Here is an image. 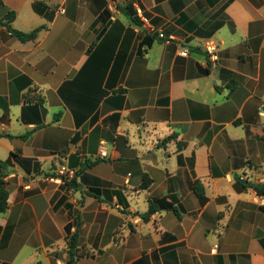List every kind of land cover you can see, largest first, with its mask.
<instances>
[{
    "label": "crops",
    "instance_id": "1",
    "mask_svg": "<svg viewBox=\"0 0 264 264\" xmlns=\"http://www.w3.org/2000/svg\"><path fill=\"white\" fill-rule=\"evenodd\" d=\"M0 2V264H264V0Z\"/></svg>",
    "mask_w": 264,
    "mask_h": 264
},
{
    "label": "built area",
    "instance_id": "2",
    "mask_svg": "<svg viewBox=\"0 0 264 264\" xmlns=\"http://www.w3.org/2000/svg\"><path fill=\"white\" fill-rule=\"evenodd\" d=\"M135 6L142 25L145 26L146 28H151L149 18H147L144 15L142 9L139 8L137 4ZM161 37H163V35H161ZM203 50L206 52L212 67L216 68L220 60L217 44L213 41H209L203 45ZM189 54L190 52L188 49H184L180 52V55L185 58L188 57ZM97 158L99 160H105L108 158V144L106 142L101 143ZM76 177H77V172L75 170L69 169V170H61L58 172L56 176H49L47 180L53 182L60 181L62 183H71L76 179ZM262 205H264V197H262Z\"/></svg>",
    "mask_w": 264,
    "mask_h": 264
},
{
    "label": "trees",
    "instance_id": "3",
    "mask_svg": "<svg viewBox=\"0 0 264 264\" xmlns=\"http://www.w3.org/2000/svg\"><path fill=\"white\" fill-rule=\"evenodd\" d=\"M0 4H2L0 2ZM15 18V14L11 13L8 15V20L9 21H13ZM41 31V29H37L31 33H22V32H18L13 30V34L15 36H17L20 40L22 41H27V40H34L38 33ZM8 163V162H7ZM6 162H1L0 161V168L3 170L6 167ZM253 187L259 196H264V185L260 186V185H253L251 186ZM8 192L6 190V184L3 180V174L0 175V211L4 212L7 208L8 205ZM77 243H78V233L76 232L72 238H71V246H70V256H71V262L70 264L74 263V259H75V250L77 248Z\"/></svg>",
    "mask_w": 264,
    "mask_h": 264
}]
</instances>
